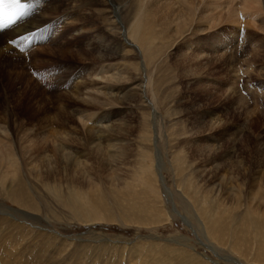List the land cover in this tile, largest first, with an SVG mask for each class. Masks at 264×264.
<instances>
[{"label":"rangeland","instance_id":"1","mask_svg":"<svg viewBox=\"0 0 264 264\" xmlns=\"http://www.w3.org/2000/svg\"><path fill=\"white\" fill-rule=\"evenodd\" d=\"M99 1L0 38V264H264V0L153 21L141 52Z\"/></svg>","mask_w":264,"mask_h":264},{"label":"bare ground","instance_id":"2","mask_svg":"<svg viewBox=\"0 0 264 264\" xmlns=\"http://www.w3.org/2000/svg\"><path fill=\"white\" fill-rule=\"evenodd\" d=\"M21 2L25 3V11H24V16H22L14 25L11 29L10 33H7V36L5 41H8L10 39H15L14 42L12 43V45H16L19 40L23 39L24 36H26L30 31L37 29L38 27H41L42 24H39L38 22L35 21V11L38 8V5L42 3L41 0H20ZM46 1V0H45ZM221 1L223 0H100L98 3L102 2L101 5L105 6L107 8V14L108 15V19L114 20L116 18L118 25L120 26L118 29L120 30V36H121V41L122 43H120V46L123 48H128L131 49L132 52H134L136 47L134 44H132V42L129 39H133L134 41L137 42H141L139 44H141L139 48L140 52L143 51V46L144 45H150L148 43V41H150L149 38V32L151 30V26L150 23L151 22H156L158 24L159 21H162L163 25H168L170 24V17H172V19L174 18L173 14H179V18H181L183 16V21L186 22L188 21L189 18L193 19L195 16L201 14L202 16H206L204 17V19H208L209 17L212 19H214V14L216 12H219L218 14L220 15L223 11V13L221 14L222 16H225L227 18H224L225 20L227 19L228 21L232 22L233 21V17L235 15V18L237 16L236 13L241 12L242 14L245 12V10L247 12H251V11H255L257 12V9L260 7L261 5V0H238L237 4H235V6H233L231 3V0H227L226 3H221ZM224 2V1H223ZM115 3L117 6H115ZM100 5V4H99ZM98 5V6H99ZM263 5H264V1H263ZM109 6L112 7L109 8ZM239 7V8H238ZM48 8V7H46ZM255 8H257L255 10ZM263 8V7H262ZM239 9V10H238ZM249 9H251V11H249ZM254 9V10H253ZM261 9V8H260ZM237 10V11H236ZM100 12V11H99ZM106 12L105 8L103 9L102 13ZM226 13V14H225ZM260 13V12H259ZM157 14L158 17L156 18L154 15ZM208 15V16H207ZM212 15V16H211ZM259 15V14H257ZM261 15V14H260ZM178 16V15H176ZM218 16V15H216ZM81 17V16H80ZM221 17V16H220ZM79 18V17H78ZM177 18V17H176ZM199 18V17H198ZM210 26L214 27V23L215 21H212V19H210ZM77 19V17H76ZM219 19L215 17L214 20ZM194 20V19H193ZM192 20V21H193ZM203 20V19H202ZM208 20V21H209ZM220 21H222L221 19H219ZM218 20V22H219ZM225 22H228V21ZM169 21V22H168ZM172 21V20H171ZM175 21V19L173 20ZM208 21L206 22V24L208 23ZM168 22V23H167ZM180 22V20H179ZM194 22L196 23L197 21L194 20ZM203 22V21H202ZM200 22V23H202ZM204 22V24H205ZM218 22H216V24H218ZM37 23L39 25H37ZM155 23V24H156ZM182 23V22H181ZM193 23V22H191ZM194 23V24H195ZM233 23V22H232ZM175 24V23H174ZM220 24V23H219ZM192 25V24H191ZM189 24L188 27L191 26ZM208 25V24H207ZM247 25V24H246ZM158 26V25H157ZM180 26H182V24H180ZM178 26L177 28L179 29ZM185 26V24L183 25ZM193 26V25H192ZM197 26V25H196ZM216 26V25H215ZM51 27V26H50ZM84 29V28H83ZM114 29V28H113ZM164 29V28H163ZM171 29V28H170ZM4 32H0V38L1 36L4 37L5 34H3ZM14 33L12 36L9 37L10 34ZM79 33V32H78ZM81 33V32H80ZM177 34V33H176ZM170 36V35H169ZM182 36V35H181ZM131 42V43H130ZM0 43H1V39H0ZM23 43L26 44V46L28 45L25 42V39H23ZM22 45V44H21ZM25 45H23V47H26ZM188 47V46H187ZM8 48V46H7ZM24 49V48H23ZM136 51H138V49H136ZM139 52V51H138ZM83 61V60H82ZM144 61V60H143ZM140 64V63H139ZM138 66V65H137ZM141 68H137L136 71L140 72ZM141 71L144 73L145 72V67L143 69H141ZM125 75H127V71L124 72ZM122 74V73H121ZM130 75V74H129ZM127 75V80L129 79H133V77L130 75ZM117 76V75H116ZM148 76V75H147ZM91 77V76H90ZM105 78V77H103ZM125 78V79H126ZM144 78H146V76H144ZM149 78V76H148ZM147 79V78H146ZM112 80H116V78H114V75L111 79ZM119 80V79H118ZM144 80V79H143ZM142 80V81H143ZM133 82L135 83V78L133 79ZM106 83V82H105ZM149 84H150V79H149ZM148 84V85H149ZM138 86V85H137ZM136 87H133L131 90H135ZM150 86V85H149ZM142 87L141 84H139V88ZM146 87V86H145ZM229 88V87H228ZM150 104V103H148ZM151 105V104H150ZM85 124V123H84ZM43 141V140H42ZM50 141V140H49ZM32 143V142H31ZM44 143V142H43ZM66 143V142H65ZM99 145V144H98ZM32 146V145H31ZM34 146V145H33ZM42 146V145H41ZM57 147V146H56ZM29 148V147H28ZM34 148V147H33ZM32 148V149H33ZM111 148H114L113 146H111ZM116 150V148H114ZM54 150V149H53ZM58 150V149H57ZM56 150V151H57ZM99 150V149H97ZM31 151V150H30ZM68 151V150H67ZM29 152V151H28ZM106 152V151H105ZM27 153V151H26ZM106 153L108 158H106V164L112 163V161L118 159L120 156H122V154H117L115 152H112L110 150H108ZM9 157L11 156V153H9ZM13 155V154H12ZM21 155V154H20ZM23 155V154H22ZM105 155V154H104ZM5 156V157H4ZM0 155V164L2 165V163H5L7 166L9 165V168L11 166L10 162L7 160L4 161V159H6V155ZM25 156V155H24ZM27 156V155H26ZM14 157V156H13ZM38 157V156H37ZM35 158L37 160H39L38 158ZM124 157V156H123ZM156 157V156H155ZM32 158V156H31ZM28 159V158H27ZM34 159V160H35ZM122 159V158H121ZM14 160V159H13ZM16 160V159H15ZM33 160V159H30ZM177 160V159H176ZM35 162V161H33ZM32 162V163H33ZM31 163V164H32ZM4 164V165H5ZM3 165V166H4ZM108 165V166H109ZM114 164L112 163V166ZM120 165V164H118ZM2 166V168H3ZM31 166V165H30ZM78 167V166H77ZM115 167V165L113 166ZM122 167V166H121ZM1 168V167H0ZM8 168V167H7ZM35 168V166L33 167ZM4 169V168H3ZM28 169V168H27ZM8 170V169H7ZM12 170V169H9ZM115 170V169H114ZM120 170V169H119ZM4 171V170H3ZM31 171V170H30ZM29 171V172H30ZM142 172V171H141ZM140 172V173H141ZM7 173V172H6ZM11 173V171H9V174ZM13 173V171H12ZM5 174V173H4ZM113 174V173H112ZM7 176V174H5ZM11 176V175H10ZM117 176L113 175L110 177V184L111 186L113 185L114 187H117L119 184H122L121 182L118 181V179L116 178ZM4 179V178H3ZM5 180V179H4ZM161 180V179H160ZM14 182V181H13ZM137 182V181H136ZM2 183V182H1ZM16 185V184H15ZM120 187V186H119ZM163 192L165 193V195H167V197L169 198L168 200L170 201V204L173 206L172 207V211L175 213V206L173 205V202L171 201V194L166 190L165 187L162 188ZM114 192V190H113ZM19 194H15L13 196L15 201H18L19 203H21L22 205L26 206L27 208H29V211H32L33 208V204H29L27 201L25 200H21L22 197L18 196ZM103 197V196H102ZM107 197V196H106ZM113 198V197H112ZM6 199V198H5ZM86 199V198H84ZM12 200V199H11ZM107 202V200H106ZM110 202V201H109ZM113 202V201H112ZM68 203V202H67ZM88 203V201H87ZM101 203V202H100ZM69 204V203H68ZM67 204V205H68ZM108 203H106L107 205ZM66 205V206H67ZM86 205V204H85ZM93 205V204H92ZM105 205V206H106ZM111 206V203L109 204ZM113 205V204H112ZM115 205V204H114ZM113 205V206H114ZM109 206V207H110ZM116 206V205H115ZM87 207V206H86ZM94 207V206H93ZM101 207V206H100ZM103 207V206H102ZM75 208V207H74ZM111 208V207H110ZM24 209V208H23ZM71 209V208H70ZM81 210V209H79ZM93 210V209H92ZM119 210V209H118ZM73 211V209H72ZM95 211V210H94ZM96 211H98L96 209ZM112 211V210H111ZM80 212V211H79ZM92 212V211H91ZM99 212V211H98ZM83 213V212H81ZM80 213V214H81ZM25 215H27L26 213H23ZM42 214V213H41ZM93 214V212H92ZM97 214V212H96ZM95 214V215H96ZM100 214V213H98ZM90 216V213L89 215ZM101 216V215H100ZM32 217H34L32 215ZM98 217V216H97ZM96 217V218H97ZM107 217V216H106ZM109 217V216H108ZM251 216H249L250 219ZM27 218V217H26ZM25 218V219H26ZM30 218V217H29ZM78 218V217H77ZM91 218V217H90ZM102 218V217H101ZM100 218V219H101ZM40 219V218H39ZM99 219V218H97ZM96 219V220H97ZM107 219V218H105ZM112 219V218H111ZM38 220V218H37ZM102 220V219H101ZM185 220V219H184ZM186 221V220H185ZM94 222V221H93ZM251 223V220L250 222ZM258 233L262 234L263 230H261L260 228H256ZM206 248H208L210 251H212V247L210 244H204ZM1 263V262H0Z\"/></svg>","mask_w":264,"mask_h":264},{"label":"snow or ice","instance_id":"3","mask_svg":"<svg viewBox=\"0 0 264 264\" xmlns=\"http://www.w3.org/2000/svg\"><path fill=\"white\" fill-rule=\"evenodd\" d=\"M12 7L15 9L11 14L7 9ZM25 5L21 4L20 0H0V26H9L16 22L24 14Z\"/></svg>","mask_w":264,"mask_h":264}]
</instances>
